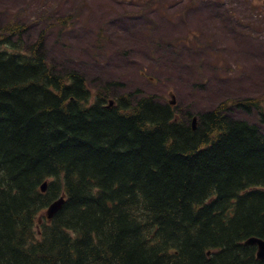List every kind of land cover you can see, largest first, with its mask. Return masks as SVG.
I'll return each mask as SVG.
<instances>
[{
    "label": "trees",
    "instance_id": "trees-1",
    "mask_svg": "<svg viewBox=\"0 0 264 264\" xmlns=\"http://www.w3.org/2000/svg\"><path fill=\"white\" fill-rule=\"evenodd\" d=\"M24 30L0 25V264H264L243 243L264 238V107L221 102L193 129L155 95L59 72Z\"/></svg>",
    "mask_w": 264,
    "mask_h": 264
},
{
    "label": "rangeland",
    "instance_id": "rangeland-1",
    "mask_svg": "<svg viewBox=\"0 0 264 264\" xmlns=\"http://www.w3.org/2000/svg\"><path fill=\"white\" fill-rule=\"evenodd\" d=\"M7 20L24 24L26 46L42 37L59 72L173 100L188 123L226 100L264 105V0H0ZM229 112L256 120L253 108Z\"/></svg>",
    "mask_w": 264,
    "mask_h": 264
},
{
    "label": "water",
    "instance_id": "water-1",
    "mask_svg": "<svg viewBox=\"0 0 264 264\" xmlns=\"http://www.w3.org/2000/svg\"><path fill=\"white\" fill-rule=\"evenodd\" d=\"M112 104V100H109V105ZM195 120V118H194ZM45 185L46 183H43V185L41 186V190L44 191L45 190ZM64 201L63 196L59 197L57 200L53 201L47 208V217L51 218L55 212H57L60 208L61 205ZM245 243H251V244H257L258 250H257V256L259 258H263L264 257V240L260 239V238H256V237H251L248 238Z\"/></svg>",
    "mask_w": 264,
    "mask_h": 264
},
{
    "label": "bare ground",
    "instance_id": "bare-ground-1",
    "mask_svg": "<svg viewBox=\"0 0 264 264\" xmlns=\"http://www.w3.org/2000/svg\"><path fill=\"white\" fill-rule=\"evenodd\" d=\"M104 92V91H103ZM100 94H102L101 92H100ZM108 94V93H107ZM182 133V132H181ZM43 183H46V185H45V190L44 191H46V189H47V186H48V181L47 180H45V181H43L42 183H41V185H40V189H41V186L43 185ZM60 197V196H59ZM59 197H57L56 199H54L53 201H55V200H57ZM33 197H31V199H32ZM35 200V199H34ZM51 203V202H50ZM28 213V212H27ZM29 219V218H28ZM48 221H50V220H48ZM175 222V221H174ZM30 223V222H29ZM35 223V222H34ZM173 224V223H172ZM34 227H35V225H34ZM176 227V226H175ZM35 229V228H34ZM120 230V229H119ZM25 231V230H24ZM29 241V240H28ZM31 241V240H30ZM29 241V242H30ZM212 256V255H211Z\"/></svg>",
    "mask_w": 264,
    "mask_h": 264
}]
</instances>
